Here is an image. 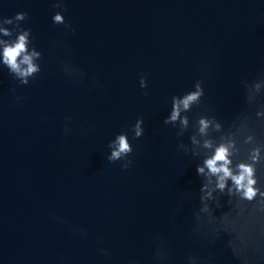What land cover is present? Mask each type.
I'll return each mask as SVG.
<instances>
[{"label": "water", "instance_id": "1", "mask_svg": "<svg viewBox=\"0 0 264 264\" xmlns=\"http://www.w3.org/2000/svg\"><path fill=\"white\" fill-rule=\"evenodd\" d=\"M55 2L0 0V21L26 13L41 53L27 85L0 64V264H264L260 197H230L196 172L221 143H234L233 170L264 146V0ZM197 81L204 95L177 136L163 123L171 99ZM201 116L213 121L204 136ZM122 132L127 170L107 160ZM256 177L264 191V161Z\"/></svg>", "mask_w": 264, "mask_h": 264}, {"label": "clouds", "instance_id": "2", "mask_svg": "<svg viewBox=\"0 0 264 264\" xmlns=\"http://www.w3.org/2000/svg\"><path fill=\"white\" fill-rule=\"evenodd\" d=\"M55 8H63L60 0H56L52 5ZM63 11H67L66 8H63ZM27 18V14L24 12L16 13L12 18H5L0 23L4 25H12L13 28H7L0 26V34L4 37H11L13 31L16 32V37L14 40H2L0 39V64L5 66L9 73L20 82V84L27 85L30 78H34L37 73L41 71L40 65L37 63L41 59V53L35 49V47L30 48L31 44L30 29L21 28L20 22L24 21ZM52 21L54 24H64L65 28L72 30L71 25L66 24L64 16L57 12L53 15ZM67 70V68H66ZM139 85L141 88H146V75H141L139 80ZM260 83H255L252 87L259 90ZM247 89L248 85L245 83ZM145 92L143 95H147ZM204 95L201 82L197 81L194 84V90L189 91L182 96H173L171 99V111L169 115L164 119V124H171L174 127L177 123L180 125V132L176 133L177 136L181 135L183 131L187 130L189 125V119L183 113H187L191 110L193 105H198L201 101V97ZM17 100H20V97H16ZM261 115V113H257ZM68 119V118H66ZM143 120L142 118H137L135 124L132 126L131 131L133 132V139H137L142 136ZM198 132L200 135H207L208 129L213 125V121L201 116L198 120ZM216 130L220 129V125L214 124ZM65 132H68L67 126L64 128ZM192 142L198 143L196 138L193 136ZM251 137H249V140ZM178 147H183L179 145ZM204 148H213V144L210 140H204ZM262 147H255L251 150L249 158L247 161L239 163L236 165V169L233 170L231 167L232 160L230 159L232 151L230 149L234 148V143L229 141L228 143H221L215 147L211 156L207 157L203 161V166L198 165L196 172L198 175H203L208 179V183H211L210 177H215V189L223 193L227 188V194L231 197L237 195L241 201H253L256 200L257 196L260 197L259 200H256L258 206H264V191H261L257 185V164L264 161V157L261 156ZM110 149V155L107 156L109 162L123 161L121 167L122 169L127 170L132 161L128 159L129 155L133 152L132 145L130 144L127 133H120L115 136L108 144ZM207 169V172L205 171ZM231 181V186H228V181ZM208 184H203L200 191L204 193L200 197L203 207L200 211L209 212L210 209L207 204L203 202L206 199H212L211 191H206ZM219 206V201L216 202ZM264 209V207H262ZM198 218V217H197ZM74 231H82L80 229H74ZM104 253V250H100ZM105 255L107 253H104ZM157 259L160 258L159 251L157 252ZM195 258L189 257V264H194Z\"/></svg>", "mask_w": 264, "mask_h": 264}]
</instances>
